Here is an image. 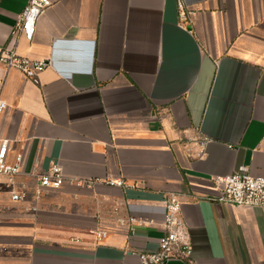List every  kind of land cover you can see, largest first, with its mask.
Here are the masks:
<instances>
[{"label": "crops", "instance_id": "0c3cea01", "mask_svg": "<svg viewBox=\"0 0 264 264\" xmlns=\"http://www.w3.org/2000/svg\"><path fill=\"white\" fill-rule=\"evenodd\" d=\"M28 1L0 0V47L51 62L33 79L0 65L18 180L53 162L95 182L1 192L0 264H140L169 192L193 255L166 264L263 261L264 208L214 199V176L264 174V0H51L31 40Z\"/></svg>", "mask_w": 264, "mask_h": 264}, {"label": "built area", "instance_id": "2783aa9c", "mask_svg": "<svg viewBox=\"0 0 264 264\" xmlns=\"http://www.w3.org/2000/svg\"><path fill=\"white\" fill-rule=\"evenodd\" d=\"M51 0H29L18 19V29L27 39H32L37 20L51 5ZM50 60L34 59L20 55L15 46L7 44L0 47V65L5 71L17 69L28 78L38 77L49 65ZM4 77H0V193L7 191L13 201L26 200L31 192L39 199L44 189H60L65 185L89 187L92 179H77L65 175L59 163H53L41 173H32L36 183L32 187L18 177L24 173V150L16 151L11 138L2 130V116L7 109V102L2 97ZM111 185L123 186V180H109ZM217 195L214 199L247 209L264 208V174H254L244 167L228 175L214 176ZM164 235L159 239L156 250L139 253L140 264H166L169 260L189 259L193 255V237L181 211L178 194L169 192L164 200ZM134 220V218H131ZM98 238L107 236V231L97 230Z\"/></svg>", "mask_w": 264, "mask_h": 264}, {"label": "water", "instance_id": "95a60500", "mask_svg": "<svg viewBox=\"0 0 264 264\" xmlns=\"http://www.w3.org/2000/svg\"><path fill=\"white\" fill-rule=\"evenodd\" d=\"M257 264H264V260H263V261H261V262H259V263H257Z\"/></svg>", "mask_w": 264, "mask_h": 264}]
</instances>
